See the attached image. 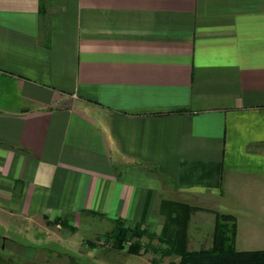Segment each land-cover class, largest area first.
I'll return each mask as SVG.
<instances>
[{
	"label": "crops",
	"instance_id": "0c3cea01",
	"mask_svg": "<svg viewBox=\"0 0 264 264\" xmlns=\"http://www.w3.org/2000/svg\"><path fill=\"white\" fill-rule=\"evenodd\" d=\"M216 212L264 251V0H0V224L124 221L172 264Z\"/></svg>",
	"mask_w": 264,
	"mask_h": 264
},
{
	"label": "rangeland",
	"instance_id": "374dc122",
	"mask_svg": "<svg viewBox=\"0 0 264 264\" xmlns=\"http://www.w3.org/2000/svg\"><path fill=\"white\" fill-rule=\"evenodd\" d=\"M3 221L6 222L4 219ZM88 223L90 226L86 224L83 216L77 232L58 227L47 229L36 225H32L36 229L27 232L0 224V236L13 241L12 243L0 239V264H128L122 261V258L132 255L128 252L130 245L126 244L121 251L113 248V243L104 236L108 222L95 219ZM212 231L213 237L214 229ZM99 242L103 244L100 245ZM91 243H95V246ZM142 255L154 264L155 261L162 262L165 259H161L162 253L156 254L152 250L142 252ZM168 262L165 261V264Z\"/></svg>",
	"mask_w": 264,
	"mask_h": 264
},
{
	"label": "trees",
	"instance_id": "16d2710c",
	"mask_svg": "<svg viewBox=\"0 0 264 264\" xmlns=\"http://www.w3.org/2000/svg\"><path fill=\"white\" fill-rule=\"evenodd\" d=\"M216 223L212 237V246L208 250H186L177 264H264V251L240 252L235 247L237 236V221L232 215L216 212ZM56 225L58 222H55ZM114 228L107 236L115 250L121 251L129 244L128 252L132 255H142V252H157L159 249L152 243L155 237L141 228L131 230L124 221H115ZM148 238L149 243L144 239ZM161 259L173 255L172 251L161 252ZM160 253V254H161ZM161 262V261H160ZM160 262L155 261L156 264Z\"/></svg>",
	"mask_w": 264,
	"mask_h": 264
},
{
	"label": "flooded vegetation",
	"instance_id": "af4514ba",
	"mask_svg": "<svg viewBox=\"0 0 264 264\" xmlns=\"http://www.w3.org/2000/svg\"><path fill=\"white\" fill-rule=\"evenodd\" d=\"M3 240H5V239H3Z\"/></svg>",
	"mask_w": 264,
	"mask_h": 264
}]
</instances>
